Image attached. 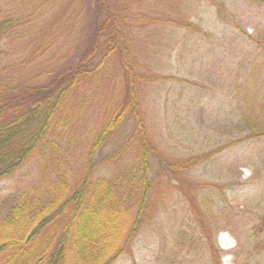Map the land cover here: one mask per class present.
I'll list each match as a JSON object with an SVG mask.
<instances>
[{"label":"rangeland","instance_id":"1","mask_svg":"<svg viewBox=\"0 0 264 264\" xmlns=\"http://www.w3.org/2000/svg\"><path fill=\"white\" fill-rule=\"evenodd\" d=\"M85 1L0 0V12L16 23L12 34L0 38L1 101L13 100L80 61L93 32L105 30L106 19L102 12L94 21V10L87 12ZM79 5V23L70 21ZM111 7L125 18L126 32L117 39L129 52L132 71L143 79L137 98L148 139L167 161L209 154L249 135L239 115L244 88L255 95V107L264 109V5L143 0ZM185 24L191 29L181 28ZM105 49L101 46L90 66L97 87L75 117V168L81 166L79 155L86 153L94 124L121 88L119 52L95 68ZM156 76L183 82H153ZM132 129H121L119 140L96 152L94 177L110 178L116 166L110 154L117 148L133 157L132 142L123 138ZM152 169L139 231L113 264H213L205 231L220 252V264H264V138L235 144L180 177L157 178L156 162ZM40 176L28 164L0 181V220L11 199ZM188 190L201 209L199 217L185 198ZM221 235L231 242L230 249L219 246Z\"/></svg>","mask_w":264,"mask_h":264},{"label":"trees","instance_id":"2","mask_svg":"<svg viewBox=\"0 0 264 264\" xmlns=\"http://www.w3.org/2000/svg\"><path fill=\"white\" fill-rule=\"evenodd\" d=\"M128 1L139 4L143 0L85 1L87 12L94 10V21H98L102 12L106 19L105 30L97 28L93 32L91 47L80 61L11 101L0 100V181L28 164H34L41 173L38 181L11 199L0 220V264H113L127 253L139 231L151 190L152 163H157V178L168 180L209 162L235 144L264 138V109L255 107V95L244 88L245 107L239 123L248 128V136L218 151L176 162L167 161L153 147L137 98V88L143 79L132 71L129 52L117 39L126 32L125 18L121 20L111 7L127 5ZM251 1L264 5V0ZM78 8L70 21L79 23L81 5ZM106 27H110L109 35ZM190 27L185 24L181 28L190 30ZM14 30L13 17L0 12V38ZM101 46L106 47L105 54L96 70L119 52L123 80L113 105L94 124L91 141L84 146L86 153L79 155L83 160L81 166L75 168V117L82 112L88 93L92 95L97 87L90 66ZM152 81L183 82L160 76ZM257 118L260 120L256 122ZM130 125L131 133L123 138L132 142V160L124 149L117 148L110 154L116 160L110 178L94 177L96 152L119 140L120 130ZM122 157L127 161L121 162ZM185 198L193 214L201 216L190 190ZM204 234L209 238L207 249L213 264H220V252L206 231Z\"/></svg>","mask_w":264,"mask_h":264},{"label":"bare ground","instance_id":"3","mask_svg":"<svg viewBox=\"0 0 264 264\" xmlns=\"http://www.w3.org/2000/svg\"><path fill=\"white\" fill-rule=\"evenodd\" d=\"M218 244L219 246L221 247V249H224V250H228L232 247V244L231 242L227 241L225 238H224V235H221L219 238H218ZM226 261L228 260V258L225 259Z\"/></svg>","mask_w":264,"mask_h":264}]
</instances>
